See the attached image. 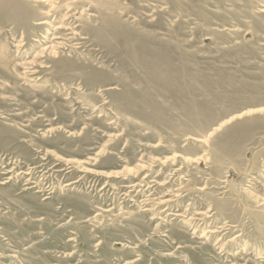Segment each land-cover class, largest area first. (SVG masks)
Segmentation results:
<instances>
[{
	"label": "rangeland",
	"instance_id": "1",
	"mask_svg": "<svg viewBox=\"0 0 264 264\" xmlns=\"http://www.w3.org/2000/svg\"><path fill=\"white\" fill-rule=\"evenodd\" d=\"M0 264H264V0H0Z\"/></svg>",
	"mask_w": 264,
	"mask_h": 264
},
{
	"label": "bare ground",
	"instance_id": "2",
	"mask_svg": "<svg viewBox=\"0 0 264 264\" xmlns=\"http://www.w3.org/2000/svg\"><path fill=\"white\" fill-rule=\"evenodd\" d=\"M49 2V1H48ZM55 5L54 4H52V6H51V9L47 12V16H49V18H47V17H45V18H43L41 21H39L38 22V24L39 25H48V24H50V22H49V19H50V17L52 16V15H54L53 14V12H54V10L57 8V7H54ZM59 8V7H58ZM105 12V11H104ZM103 12V13H104ZM107 15V14H106ZM84 18V17H83ZM109 18V17H108ZM113 21V20H112ZM113 23H120L119 22V20H117V22H113ZM91 24V23H90ZM56 29L57 30H70L71 32L70 33H68V34H71V36L69 37V39L67 38V41H69V40H75V37H76V35L78 34L76 31H75V29H73L71 26H69V23H66V22H64V23H62V24H60V25H58L57 27H56ZM102 30H103V28H101ZM92 30V29H91ZM95 30V29H94ZM59 38H62L61 36H59V35H56L54 38H53V40L54 39H59ZM50 42H52V41H50ZM60 44H62V43H60V42H57V41H53L52 42V44L51 45H49V46H47V47H45V48H43V49H47V50H51V51H55V48H60L61 47V45ZM22 45V44H21ZM44 51V50H43ZM50 51V52H51ZM57 51V50H56ZM25 77V76H24ZM137 173V172H136Z\"/></svg>",
	"mask_w": 264,
	"mask_h": 264
}]
</instances>
